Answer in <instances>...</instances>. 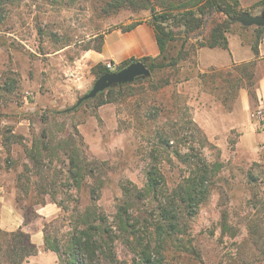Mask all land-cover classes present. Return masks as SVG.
<instances>
[{
    "label": "rangeland",
    "instance_id": "374dc122",
    "mask_svg": "<svg viewBox=\"0 0 264 264\" xmlns=\"http://www.w3.org/2000/svg\"><path fill=\"white\" fill-rule=\"evenodd\" d=\"M159 3L160 0H15L6 6L7 17L0 30V231L13 232L22 223L32 233L41 230L43 234L46 229L64 241L74 215L90 203L111 225L117 204L130 198L123 194L122 184L143 188L145 170L156 164L165 179L160 195L128 199L143 234L152 228L166 197L173 199L174 189L188 173V165L172 153L177 148L209 162H222L207 198L196 208L190 210L174 201L179 240L172 244L179 248L191 246L201 260L180 264H264V128L252 116L261 105L254 97V63L238 66L243 80L232 73L199 69L202 66L197 44L207 36L213 21L225 17L223 14L202 16L203 22L192 31L179 25L178 18L169 17L162 23L174 32L167 52L176 56L180 51L173 66L117 90L115 99L101 103L103 97L95 95L83 100L76 110L63 111L93 83L83 85L73 98L65 97L66 78L72 72L70 67L77 66L75 60L87 48H97L104 32L150 19L153 12L161 9ZM261 7L247 8L256 14ZM255 27L232 21L228 33H240L251 44ZM217 78L220 82L216 89L225 107L233 108L232 112L226 108L211 112L210 118L203 120L206 130L214 134L209 137L198 122L201 118L193 117L192 99L205 84L214 89ZM240 84L246 85L252 99L246 111L236 107ZM190 120L209 143L198 139L197 132L190 129ZM43 129L53 139V155H47L42 167H35L29 163L25 148ZM171 130L178 131V135L172 136ZM164 134L172 136L166 148L160 141ZM69 137L77 143L80 158L84 163L91 162L87 166L93 168L80 191L67 173L63 141ZM18 175L21 179L17 187ZM65 178L69 179L67 184ZM42 186L55 190L54 197L51 192L41 195L44 204L38 203L41 196L34 192ZM91 187H98L95 200L90 199ZM25 189L29 191L27 195ZM222 216L229 226L224 232ZM0 238L4 246L0 261L6 264L5 258L8 262L19 260L20 247L24 245L21 237L0 233ZM14 242L16 252L10 255ZM115 244L120 257L130 259L134 255L118 239ZM34 250L19 263L49 261L46 255L50 250L44 246H35ZM55 258L58 263L56 254Z\"/></svg>",
    "mask_w": 264,
    "mask_h": 264
},
{
    "label": "trees",
    "instance_id": "16d2710c",
    "mask_svg": "<svg viewBox=\"0 0 264 264\" xmlns=\"http://www.w3.org/2000/svg\"><path fill=\"white\" fill-rule=\"evenodd\" d=\"M15 0H0V30H2L7 17V5ZM160 0V10L153 12L150 22L155 29V36L159 53L155 57H145L140 60L148 67L149 75L156 70L164 69L173 66L180 57V51L176 56H171L167 52V45L174 40V32L171 29H166L163 22L172 17L178 18L179 25H183L185 29L192 31L200 26L202 16L211 17L213 12L221 13L225 17L222 20L213 21L207 36L198 42V46L220 47L227 48V33L230 31L229 17H235L243 11H248V8H242L238 0ZM264 5V0H258L250 5L251 8L260 7ZM146 7V5H144ZM163 9V10H162ZM154 11V9H153ZM161 11V12H157ZM175 11V13H174ZM173 13V14H172ZM199 16V17H198ZM134 23L125 26V29L131 28ZM263 27H255V34L251 48L254 54L257 52V44L260 39ZM195 37V36H194ZM100 47V46H99ZM97 47V48H99ZM135 61L134 58L124 60L117 64V69H121L130 62ZM108 69L102 63H97L91 67V72L95 78L107 72ZM148 76L136 77L132 82L123 84H114L103 91H100L96 96L103 97L101 103L115 99L117 90L129 87L132 83L146 81ZM251 94V92H250ZM82 102V101H81ZM81 102L77 100L64 112L74 111L78 108ZM58 112V111H56ZM62 112V111H60ZM190 129H193L198 134V139L202 143H207L208 140L202 130L193 121ZM174 130V129H173ZM171 130L172 136L178 135V131ZM171 135H162L160 141L163 146L169 147V141L172 139ZM46 129H43L40 136L33 139L30 147L25 148L26 157L29 163L35 167H42L43 160L47 155H53V149L50 145L53 140L49 138ZM64 151L67 154V173L71 182L75 184L77 191L85 182V176L93 170L91 162L84 163V159L80 158L77 149V143L73 137L64 140ZM209 143V142H208ZM48 153V154H47ZM177 159L182 163L188 165V173L183 175L180 183L173 191V199L166 197L164 207H161L159 214L155 221L151 223L150 229H146L143 234L137 225V218L132 211V204L128 199H139L145 195H151L157 198L160 195L161 188L164 185L165 179L162 172L156 164H151L145 170V180L143 188L135 186L129 187L122 184L121 188L125 196H129L116 206V211L113 214V222L111 225L107 224L105 215L99 213L94 204L90 203L85 208L74 215L73 224L69 235L64 241L58 239L55 234H50L46 229H43V246L44 249L50 250L56 254L57 264H180L181 262H188L190 260L201 261L200 257L194 255L191 246L179 248L173 246L178 238L177 233V212L174 207V201L183 203L187 209L196 208L203 202L209 192L210 185L216 175V172L221 168L222 162L218 159L212 162L207 161L204 157L193 156L191 153H181L177 148L172 152ZM28 170V168H26ZM41 169V168H39ZM40 173V172H38ZM20 175L17 176V187L20 185ZM66 183L69 182L65 178ZM19 183V184H18ZM69 184V183H68ZM131 185V184H130ZM90 199L95 200L98 196V187L89 188ZM25 189V195L28 194ZM35 195H44L55 190L47 189L45 186L34 190ZM54 197V196H53ZM38 203L44 204V197L41 196ZM56 201V200H54ZM132 202V201H131ZM62 207L61 202H57ZM113 225V226H112ZM221 231L224 232L229 228L225 216H222L220 222ZM3 236L10 234L11 236H20L24 241L20 249L22 253L19 260L13 259L9 261L5 258L6 264H20V260L24 256L32 254L35 250V245L31 243L29 235L20 229L15 231H0ZM1 239V238H0ZM129 246L133 251V256L130 259L120 257L117 254L115 240ZM177 245V244H176ZM174 247V248H173ZM4 248L2 241H0V251ZM16 242L10 246L9 254H15ZM192 255V256H191ZM0 264H4L0 261Z\"/></svg>",
    "mask_w": 264,
    "mask_h": 264
},
{
    "label": "crops",
    "instance_id": "0c3cea01",
    "mask_svg": "<svg viewBox=\"0 0 264 264\" xmlns=\"http://www.w3.org/2000/svg\"><path fill=\"white\" fill-rule=\"evenodd\" d=\"M239 5L242 8H247L258 0H238ZM100 46V47H99ZM99 48L89 47L81 54L75 62L77 68L72 66L71 74L66 78V95L65 97L71 99L80 92V89L86 83L96 79L94 74L90 71V68L97 63H104L106 60H110L115 64H119L124 60L134 58L140 60L145 57H155L159 53V48L156 41L155 29L150 22V19H142L136 21L135 24L129 28H114L106 31L101 36ZM197 56L199 64L202 66L199 68L203 71V68H207V71L219 72L224 71L232 75H237V79L243 80V71L238 70V66L247 62L254 63V72L256 76V84L254 88V97L258 99L261 105L264 107V29L261 33V37L257 44V52L254 54L250 42L242 38L240 33H227V48L220 47H208L201 46L197 49ZM200 82V80H199ZM220 79L214 80L212 85L214 89H210L207 84L202 86L199 92H195L193 96L194 105V119L198 120L199 124L205 128V132L209 137H213L214 134L208 129L207 125L203 124V120L211 116V112L225 111V102L219 90L216 89ZM225 83V82H223ZM229 86V84H224ZM84 94V93H83ZM235 101L237 102L238 109L246 111L251 104V96L248 93L245 84H240L237 91ZM232 106L226 108L232 112ZM17 224L18 229L29 235L31 243L36 247L43 246V234L40 231L35 233L25 229V226L21 223ZM17 230V229H16ZM47 254V253H46ZM44 264H57L55 262V254L48 251ZM53 261V262H52Z\"/></svg>",
    "mask_w": 264,
    "mask_h": 264
},
{
    "label": "water",
    "instance_id": "95a60500",
    "mask_svg": "<svg viewBox=\"0 0 264 264\" xmlns=\"http://www.w3.org/2000/svg\"><path fill=\"white\" fill-rule=\"evenodd\" d=\"M231 21H236L245 26H264V5L259 9L256 14L248 11H243L235 17H229ZM148 67L141 61L135 60L128 65L115 71H107L98 76L91 85V88L77 98V102L93 98L98 92L114 84L129 83L136 77H145L149 75Z\"/></svg>",
    "mask_w": 264,
    "mask_h": 264
},
{
    "label": "built area",
    "instance_id": "2783aa9c",
    "mask_svg": "<svg viewBox=\"0 0 264 264\" xmlns=\"http://www.w3.org/2000/svg\"><path fill=\"white\" fill-rule=\"evenodd\" d=\"M104 66L108 69V71L117 70V64L110 60H106ZM263 106L259 105L257 109L252 113V116L255 118L256 123L264 128V110Z\"/></svg>",
    "mask_w": 264,
    "mask_h": 264
}]
</instances>
